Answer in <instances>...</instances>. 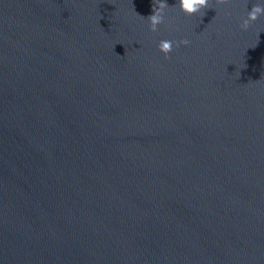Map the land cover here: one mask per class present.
<instances>
[{"label":"water","instance_id":"water-1","mask_svg":"<svg viewBox=\"0 0 264 264\" xmlns=\"http://www.w3.org/2000/svg\"><path fill=\"white\" fill-rule=\"evenodd\" d=\"M166 2L0 0V264H264V0Z\"/></svg>","mask_w":264,"mask_h":264},{"label":"clouds","instance_id":"clouds-1","mask_svg":"<svg viewBox=\"0 0 264 264\" xmlns=\"http://www.w3.org/2000/svg\"><path fill=\"white\" fill-rule=\"evenodd\" d=\"M216 4H224L227 0H215ZM170 6L166 0H152L151 14L147 17L139 15L142 19H146L148 27L151 32L158 30L157 26L164 23V10ZM178 7L186 15H193L201 12L202 10L211 8L210 0H178ZM261 15H264V4L254 3L249 11L246 13V18H243L239 24L240 29L247 30L251 22L256 21ZM190 41L188 39H180L178 41H172L162 39L158 42V50L164 54V58L168 59V54L173 50V47H179L180 45H188Z\"/></svg>","mask_w":264,"mask_h":264}]
</instances>
